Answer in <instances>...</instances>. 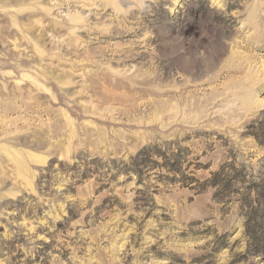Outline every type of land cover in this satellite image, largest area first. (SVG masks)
Instances as JSON below:
<instances>
[{
	"label": "rangeland",
	"instance_id": "obj_1",
	"mask_svg": "<svg viewBox=\"0 0 264 264\" xmlns=\"http://www.w3.org/2000/svg\"><path fill=\"white\" fill-rule=\"evenodd\" d=\"M0 264H264V0H0Z\"/></svg>",
	"mask_w": 264,
	"mask_h": 264
},
{
	"label": "trees",
	"instance_id": "obj_2",
	"mask_svg": "<svg viewBox=\"0 0 264 264\" xmlns=\"http://www.w3.org/2000/svg\"><path fill=\"white\" fill-rule=\"evenodd\" d=\"M217 174H218V171L212 173V177L209 179H206L204 184H211V186H215L216 184H218L217 178H215ZM262 192H263V190H262Z\"/></svg>",
	"mask_w": 264,
	"mask_h": 264
},
{
	"label": "bare ground",
	"instance_id": "obj_3",
	"mask_svg": "<svg viewBox=\"0 0 264 264\" xmlns=\"http://www.w3.org/2000/svg\"><path fill=\"white\" fill-rule=\"evenodd\" d=\"M262 105V104H261Z\"/></svg>",
	"mask_w": 264,
	"mask_h": 264
}]
</instances>
